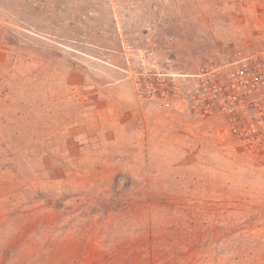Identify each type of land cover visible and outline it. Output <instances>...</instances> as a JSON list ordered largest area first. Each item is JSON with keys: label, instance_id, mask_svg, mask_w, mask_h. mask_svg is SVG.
I'll list each match as a JSON object with an SVG mask.
<instances>
[{"label": "rangeland", "instance_id": "1", "mask_svg": "<svg viewBox=\"0 0 264 264\" xmlns=\"http://www.w3.org/2000/svg\"><path fill=\"white\" fill-rule=\"evenodd\" d=\"M149 48L189 85L264 0H0V264H264V157L140 100Z\"/></svg>", "mask_w": 264, "mask_h": 264}, {"label": "built area", "instance_id": "2", "mask_svg": "<svg viewBox=\"0 0 264 264\" xmlns=\"http://www.w3.org/2000/svg\"><path fill=\"white\" fill-rule=\"evenodd\" d=\"M156 61V50L149 48L139 69L131 72L140 100L166 110L186 100L197 119H221L226 132L244 150L264 157V48L220 63H207L191 77L189 85L180 75L161 70Z\"/></svg>", "mask_w": 264, "mask_h": 264}]
</instances>
